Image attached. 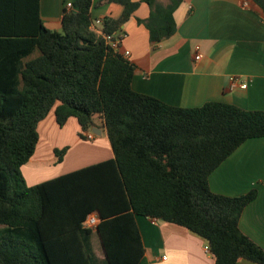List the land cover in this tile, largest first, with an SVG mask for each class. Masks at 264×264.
<instances>
[{"label":"trees","instance_id":"16d2710c","mask_svg":"<svg viewBox=\"0 0 264 264\" xmlns=\"http://www.w3.org/2000/svg\"><path fill=\"white\" fill-rule=\"evenodd\" d=\"M102 1L122 13L104 17L97 34L92 0H72L60 31L42 23L39 0H0V264H148L139 216L198 235L214 264H264V249L238 225L256 190L229 197L209 189L219 164L246 140L264 138V111L223 102L182 108L135 91V65L103 35L121 33L140 1ZM182 1L142 0L149 15L138 21L151 43L174 34ZM250 1L264 15V0ZM53 109L59 126L76 119L81 139L103 122L114 158L27 186L21 167ZM65 150L55 151L57 161ZM93 212L100 221L86 229Z\"/></svg>","mask_w":264,"mask_h":264},{"label":"crops","instance_id":"0c3cea01","mask_svg":"<svg viewBox=\"0 0 264 264\" xmlns=\"http://www.w3.org/2000/svg\"><path fill=\"white\" fill-rule=\"evenodd\" d=\"M71 1L39 0L42 23L59 31L63 10ZM133 1L140 3L120 26L124 37L119 53L128 51L126 59L135 65V91L182 108L223 102L264 111V15L250 0H183L173 14L177 24L174 34L156 44L150 42L148 31L138 21L148 17V6L142 0ZM121 13L119 3L92 0L91 28L101 33L102 19L119 18ZM196 47L198 60L194 59ZM36 56L34 51L24 62ZM230 77L246 87L237 84L230 88ZM53 111L38 123L35 151L21 167L27 186L114 158L103 122L95 120L92 140L81 139L76 119L69 118L59 126ZM62 149L66 150L57 161L55 151ZM209 189L229 197L256 190L238 225L264 249V138L246 140L219 164L209 176ZM136 223L148 264H214L206 242L186 228L140 216ZM91 242L96 256L103 258L99 239L98 245ZM236 264L254 263L240 258Z\"/></svg>","mask_w":264,"mask_h":264},{"label":"built area","instance_id":"2783aa9c","mask_svg":"<svg viewBox=\"0 0 264 264\" xmlns=\"http://www.w3.org/2000/svg\"><path fill=\"white\" fill-rule=\"evenodd\" d=\"M65 6L67 9H70L72 7L71 2H67ZM245 6H247L246 3H245ZM101 33H97V34H101ZM103 36H104L105 41L110 45V47H112L113 49H115L119 52V47H120L122 39L124 37L123 32H121L119 34L113 33V34L103 35ZM198 50H199V47H196V50H195L196 54L194 56L195 60H198L200 58V54L198 53ZM121 55L124 56L125 58H127V56L129 55V52L125 51ZM229 80H230V88L234 87L237 84H239L240 87H246L245 83H239L238 79L235 77H230ZM85 136H86V139L92 140L94 134L92 132H88ZM99 221H100V219H99L97 213L93 212V213H90L86 217V219L83 222V226L86 227V229L94 230L95 227L98 225Z\"/></svg>","mask_w":264,"mask_h":264},{"label":"rangeland","instance_id":"374dc122","mask_svg":"<svg viewBox=\"0 0 264 264\" xmlns=\"http://www.w3.org/2000/svg\"><path fill=\"white\" fill-rule=\"evenodd\" d=\"M165 1V0H164ZM60 31V30H59ZM91 239L96 243V245H98V239H97V235L96 234H92ZM95 245V246H96ZM99 246L97 247L98 250Z\"/></svg>","mask_w":264,"mask_h":264},{"label":"water","instance_id":"95a60500","mask_svg":"<svg viewBox=\"0 0 264 264\" xmlns=\"http://www.w3.org/2000/svg\"><path fill=\"white\" fill-rule=\"evenodd\" d=\"M92 132H94V130Z\"/></svg>","mask_w":264,"mask_h":264}]
</instances>
